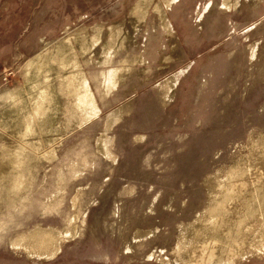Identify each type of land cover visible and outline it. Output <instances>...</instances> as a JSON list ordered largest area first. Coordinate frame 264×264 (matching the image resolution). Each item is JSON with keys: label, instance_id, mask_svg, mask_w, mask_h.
I'll use <instances>...</instances> for the list:
<instances>
[{"label": "rangeland", "instance_id": "rangeland-1", "mask_svg": "<svg viewBox=\"0 0 264 264\" xmlns=\"http://www.w3.org/2000/svg\"><path fill=\"white\" fill-rule=\"evenodd\" d=\"M0 264H264V0H0Z\"/></svg>", "mask_w": 264, "mask_h": 264}]
</instances>
